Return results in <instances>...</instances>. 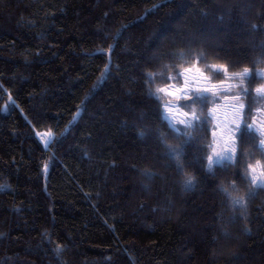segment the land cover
Masks as SVG:
<instances>
[{"label": "trees", "instance_id": "obj_1", "mask_svg": "<svg viewBox=\"0 0 264 264\" xmlns=\"http://www.w3.org/2000/svg\"><path fill=\"white\" fill-rule=\"evenodd\" d=\"M194 64L264 68V0H0V264H264L261 135L210 174L216 100L185 143L149 96Z\"/></svg>", "mask_w": 264, "mask_h": 264}, {"label": "snow or ice", "instance_id": "obj_2", "mask_svg": "<svg viewBox=\"0 0 264 264\" xmlns=\"http://www.w3.org/2000/svg\"><path fill=\"white\" fill-rule=\"evenodd\" d=\"M260 61H257L259 63ZM210 70L212 71L213 75L219 76L221 72L224 73L225 79L220 81V84L226 83L228 80H236L238 79L240 81L239 92L235 96H230L229 93L231 91V85H229L228 88L224 89L220 95H222L225 99H232L236 101V107L238 108V117L239 119L234 120L235 129L234 131L230 129V131H233V135L236 140H243V137L246 133H252L254 131L253 125L247 123V116L251 112V103L245 104L243 100L245 99H251L255 101H259L261 99H264V87H258L255 89L256 96H251V91L248 87H243L245 81H248L249 83L252 82L253 79V73L251 69L245 67L240 72H233L229 73V70L227 66H217V65H211ZM192 69L188 68L185 69V72H191ZM197 71H200V69H197ZM182 75V74H181ZM255 78L257 79H264V71H258L255 74ZM149 78H152V74H148ZM170 80H173L175 78L169 77ZM205 79H210L208 77H205ZM192 84H195L196 81H192ZM219 89L216 85H213L212 87H190V82L185 79L184 82L180 85H176L173 83H170L165 88H159L157 89L156 93L149 92V96L151 98L156 99L157 101L160 100V96L158 93H166L170 97H177L178 100H184V101H190V103H184L180 105V107H187L191 110V120H181L180 123L185 126L184 130H181L178 128L172 120L169 118V116L162 110L160 115L163 121H166L168 123V126L170 129H172L173 132L177 133L178 135H184L186 137L185 143H188L194 137H192L191 132L187 131L189 128H203L206 127V124L209 120V117H200L197 115L195 108L192 107L194 104H200L202 107L206 106L209 102H215L216 99H218V93ZM211 94V101L210 96ZM170 103V102H169ZM167 107V105H165ZM185 116H188V113L184 114ZM144 133H140L141 138H143ZM215 135V133H213ZM260 147L262 151H264V140L260 141ZM168 153L171 154V158L177 161V168L180 171H183V164L180 162L182 157V149H168ZM238 163V158L235 155V148H232L231 150H225L223 154H214L208 156V165L206 167V171L210 174H214V165L224 166L225 164L228 165H235ZM250 169L249 171L246 169L245 179L248 180L249 183H251L256 189H264V164H261V162L257 161L256 165H249ZM257 168L260 169V179L256 176ZM196 182L195 179L191 176L187 177L185 180V188L188 190H195ZM222 191L226 192L229 197L232 199L233 205L238 206L241 208H246V204L244 203V200L242 197H232L231 193H228L227 189H223ZM253 192H250L249 195H253Z\"/></svg>", "mask_w": 264, "mask_h": 264}, {"label": "rangeland", "instance_id": "obj_3", "mask_svg": "<svg viewBox=\"0 0 264 264\" xmlns=\"http://www.w3.org/2000/svg\"><path fill=\"white\" fill-rule=\"evenodd\" d=\"M221 66V65H217ZM191 68V72H185V69ZM188 68H185L182 72V80L179 83H173L177 86L182 84L185 79L190 82V87H212L216 85L219 89L217 95L218 99H216V103L211 107L209 111V115L213 124V132H212V145L210 155L214 154H223L225 150H231L235 148V155L237 157L238 152V140L235 139L233 135V131L235 129L234 120L239 119L237 113L238 108L236 107V101L232 99H225L220 93L223 92L224 89L228 88L231 85V91L229 93L230 96L237 95V90H239L238 86L240 85V81L236 80H228L224 84H220L219 82L212 81V79L204 73L202 68L199 67L198 64H194ZM200 69V71H197ZM253 75L258 71H264V68H256L251 70ZM233 73V72H229ZM255 76V75H254ZM208 77L210 79H205ZM192 81H196L195 84H192ZM245 83V82H244ZM168 86V85H167ZM166 86H162L159 88H165ZM247 87V86H246ZM258 87H264V82L260 85L255 86V89ZM158 88V89H159ZM157 92V90H156ZM158 95L163 99L164 102V111L172 120V122L181 130H184L185 126L180 123L181 120H191V110L187 107H180L184 100H178L177 97H170L166 93H158ZM211 96V94H209ZM170 102V103H169ZM186 102V101H185ZM187 103H190L187 101ZM167 105V107H165ZM195 108L197 115L199 116L197 110V104L192 105ZM188 113V116L184 114ZM252 125L255 131H257L261 135V140H264V105L257 111L256 117L252 121ZM232 129L233 131H230ZM215 133V135H213ZM261 164H264V159L258 160ZM253 164V166H255ZM260 169L257 168L256 176L260 179Z\"/></svg>", "mask_w": 264, "mask_h": 264}, {"label": "built area", "instance_id": "obj_4", "mask_svg": "<svg viewBox=\"0 0 264 264\" xmlns=\"http://www.w3.org/2000/svg\"><path fill=\"white\" fill-rule=\"evenodd\" d=\"M36 137L44 147H48L54 140V134L46 130L37 132Z\"/></svg>", "mask_w": 264, "mask_h": 264}]
</instances>
